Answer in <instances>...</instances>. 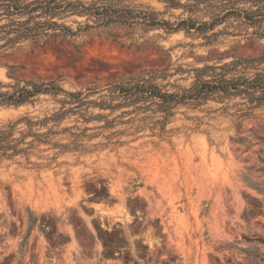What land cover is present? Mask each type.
Instances as JSON below:
<instances>
[{"label":"rangeland","instance_id":"rangeland-1","mask_svg":"<svg viewBox=\"0 0 264 264\" xmlns=\"http://www.w3.org/2000/svg\"><path fill=\"white\" fill-rule=\"evenodd\" d=\"M175 1L184 7L114 2L172 24L211 22L204 4L190 7L205 0ZM86 22L63 21L74 30ZM135 22L0 54V90L53 83L99 92L86 101L100 103L120 83L164 74L156 83L180 92L195 69L264 58L255 33L264 24L258 31L231 18L187 33ZM257 68L238 76L264 74V64ZM75 101L65 93L0 101V264H264V106L234 96L179 106L166 118L79 110Z\"/></svg>","mask_w":264,"mask_h":264},{"label":"trees","instance_id":"trees-1","mask_svg":"<svg viewBox=\"0 0 264 264\" xmlns=\"http://www.w3.org/2000/svg\"><path fill=\"white\" fill-rule=\"evenodd\" d=\"M115 0H97L86 4L82 0H6L0 2V54L15 50L26 42L44 44L49 40L61 39L62 42L74 41L93 30L112 25H135V21L149 27H160L172 32L185 31L191 33L207 32L215 27L227 23L229 19H243L245 24L262 30L264 24V0H205L190 6L197 9L204 4L205 10L211 14V22H201L192 18L181 20L172 24L160 20L156 12L135 13L129 8H118ZM170 7H184L175 0H163ZM187 8V6H185ZM71 17H86L85 24H78L74 30L63 23ZM7 23L2 25L1 21ZM137 25V24H136ZM259 38H264V32H255ZM264 64L261 59L236 58L233 62L221 66H205L195 69L196 81L188 89L180 92H168L161 88L156 81L165 78L164 74H153L138 80L113 85L103 90L109 94L101 98L100 103L87 102L91 92L67 93L53 83L9 86L11 91L0 90V101L4 105L20 106L28 103L33 97L40 94L58 95L65 93L69 99L76 100V109L94 104L102 110L115 112L122 108H134L133 111H152L170 118L179 106L201 107L210 100L228 99L234 96H247L250 104L264 106V74L258 73L254 79L238 76L244 70L255 69ZM256 67V68H255ZM243 73V72H242ZM209 75V76H208ZM207 77V78H205ZM1 87V84H0ZM120 101V102H118ZM117 102V103H116ZM123 114H129L124 112ZM105 119V116H98ZM112 120L109 124H113ZM164 124V122H157ZM156 125V124H155ZM165 131V130H164Z\"/></svg>","mask_w":264,"mask_h":264}]
</instances>
